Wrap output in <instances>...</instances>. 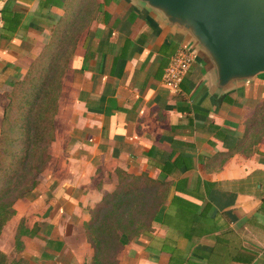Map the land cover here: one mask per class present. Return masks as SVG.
I'll use <instances>...</instances> for the list:
<instances>
[{
    "label": "crops",
    "instance_id": "obj_1",
    "mask_svg": "<svg viewBox=\"0 0 264 264\" xmlns=\"http://www.w3.org/2000/svg\"><path fill=\"white\" fill-rule=\"evenodd\" d=\"M91 13L62 78L50 158L14 205L29 264H90L84 223L118 170L166 195L151 229L121 237L118 264H264V71L224 80L187 22L142 0H0V129L8 93L64 20ZM195 61L172 91L176 49ZM5 247V248H3Z\"/></svg>",
    "mask_w": 264,
    "mask_h": 264
},
{
    "label": "trees",
    "instance_id": "obj_2",
    "mask_svg": "<svg viewBox=\"0 0 264 264\" xmlns=\"http://www.w3.org/2000/svg\"><path fill=\"white\" fill-rule=\"evenodd\" d=\"M92 19L91 13L64 19L33 62L23 79L8 93L0 129V233L15 214L14 203L38 184L54 140V116L58 109L62 78L78 38ZM119 184L92 209L84 223L93 249L90 264H118L121 237L128 239L150 231L166 195L146 175L131 176L118 170ZM20 223L14 252L22 248ZM0 250V264H29L25 257Z\"/></svg>",
    "mask_w": 264,
    "mask_h": 264
},
{
    "label": "water",
    "instance_id": "obj_3",
    "mask_svg": "<svg viewBox=\"0 0 264 264\" xmlns=\"http://www.w3.org/2000/svg\"><path fill=\"white\" fill-rule=\"evenodd\" d=\"M142 1L187 22L216 57L224 80L264 71V0Z\"/></svg>",
    "mask_w": 264,
    "mask_h": 264
},
{
    "label": "built area",
    "instance_id": "obj_4",
    "mask_svg": "<svg viewBox=\"0 0 264 264\" xmlns=\"http://www.w3.org/2000/svg\"><path fill=\"white\" fill-rule=\"evenodd\" d=\"M195 61V51L184 45L179 46L164 69L162 83L172 91L180 89V83Z\"/></svg>",
    "mask_w": 264,
    "mask_h": 264
},
{
    "label": "rangeland",
    "instance_id": "obj_5",
    "mask_svg": "<svg viewBox=\"0 0 264 264\" xmlns=\"http://www.w3.org/2000/svg\"><path fill=\"white\" fill-rule=\"evenodd\" d=\"M10 90H13V88L12 89L10 88ZM3 248H5V247H3Z\"/></svg>",
    "mask_w": 264,
    "mask_h": 264
}]
</instances>
